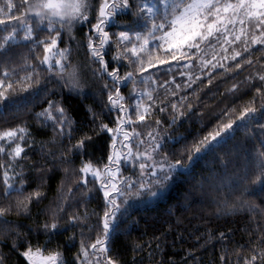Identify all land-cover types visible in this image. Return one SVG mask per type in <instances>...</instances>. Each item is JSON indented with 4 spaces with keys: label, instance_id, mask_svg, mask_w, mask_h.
I'll return each instance as SVG.
<instances>
[{
    "label": "snow or ice",
    "instance_id": "6c2138e0",
    "mask_svg": "<svg viewBox=\"0 0 264 264\" xmlns=\"http://www.w3.org/2000/svg\"><path fill=\"white\" fill-rule=\"evenodd\" d=\"M121 14H129L131 19L119 20ZM113 21L123 23L124 30L113 33L110 28ZM82 24L94 30L87 37L92 62L98 65L93 75L99 74L103 79L106 73L111 78L110 83L106 81L103 85L107 90L104 107L108 115L115 113L114 120L105 123L100 114L91 108L89 111L94 124L99 120L95 131L112 134V151L102 166L87 159L92 137L84 133L72 143L73 121L58 101L48 99L47 106L36 113L44 127L52 128L51 142L59 143L60 147L53 151L47 141H42L39 152L48 156L51 163L35 170L44 171L46 167L51 171L53 166H64L65 173L58 187V203L43 224L45 235L59 231L61 213L72 226L86 220L88 213L81 215L74 203H86L91 197L77 201L76 193L91 191L88 186L99 182L97 192L103 193V214L95 225L94 240L86 242L82 230L76 260L79 264H123L118 254L112 253L110 244L120 229L122 218L130 214L129 209L165 195L177 178L191 171L192 164L210 155L216 156L224 145L234 140L236 132L243 129L254 146L250 152L244 149L246 155L239 169L230 176L225 164L218 173L202 178V183L189 188L186 196L192 195L193 189L198 187L202 193L212 196L218 214L249 212L254 221L252 229H245L249 240L232 250L227 244L223 245L220 261L221 264H264V206L257 204L252 195L258 189L264 196V59H254L257 52L264 53V0H0V114L23 111L34 100L42 98V94L47 96V85L52 77L62 81L69 91L84 94L87 81L79 65L70 61V48L58 44L62 33L71 35ZM20 48L25 51H17ZM109 53L114 63L106 60ZM169 61H176L177 73L169 75L173 68ZM229 61L235 63L229 64ZM165 64L168 65L164 72L167 78L160 82L155 73L148 70ZM217 69L223 72L237 69L248 74L231 85L228 92L234 97L233 102L222 110L217 118L219 122L211 131L186 144L178 156L167 151L160 126L165 125L166 130L185 116L192 105L185 102L186 96L181 93L198 81L203 85L201 77L205 75L207 84H212V74ZM223 72L217 74L223 75ZM44 73L48 74V79L41 83ZM177 75L182 78L180 81ZM128 84L131 94L126 97L122 88ZM198 90L199 86L194 91ZM249 91L253 94L237 111V103ZM17 92L28 94L17 97ZM166 110H169L170 123L155 115ZM149 119L152 124H145L149 129L146 139L144 133L137 131L136 123ZM65 137L70 144L67 151L63 143ZM30 138V130L23 124L0 131V154L8 157L7 162L0 160L4 184L0 195L3 201L0 231L5 235L13 227L8 215H28L30 205L43 199L41 185L47 177H40L37 187L26 191L24 167L18 165L19 159L27 158L25 148L30 147ZM69 153L80 156L81 165L79 169L71 168L75 179L66 184L74 163ZM124 171L130 174L125 176ZM257 210L258 223L255 222ZM16 228L11 237L12 247L21 252L29 264H37L39 248L33 252L34 246L25 240L27 247L21 251V232L18 225ZM219 239L227 241L228 238L221 232ZM232 252L236 253L234 262ZM4 259L0 256V264H4ZM196 259L193 257L194 264ZM41 260L42 264H65L58 250Z\"/></svg>",
    "mask_w": 264,
    "mask_h": 264
},
{
    "label": "trees",
    "instance_id": "16d2710c",
    "mask_svg": "<svg viewBox=\"0 0 264 264\" xmlns=\"http://www.w3.org/2000/svg\"><path fill=\"white\" fill-rule=\"evenodd\" d=\"M118 19L126 21L131 17L129 14H121ZM93 22H95L94 19ZM110 28L115 33L124 30V25L113 21ZM89 32H94V30L90 29L88 24H82L77 26L71 35L62 33L61 40L58 42L60 47L67 46L70 48V61L79 65L80 72L87 81L83 95L69 91L67 87L63 86L62 81L52 77V82L47 85V96L42 94V98L34 100L23 111H5L4 114H0V131L15 127L18 124H23L30 130L31 138L28 140L30 147L25 148L27 158L18 160V165L22 164L24 167V176L27 181L24 185L26 191L35 189L40 182V177H47L46 182L41 185L43 199L39 203L33 202L30 205V214L7 216V219L13 222V227L7 235L0 231V256L5 258L4 264H29L21 252H17L12 247L13 240L11 237L17 231L16 225L19 226L21 232L19 237L21 251L27 247L23 243L27 240L34 246L33 251L39 248L44 254L49 255L50 252L58 250L65 264H79L76 257L80 249L82 230L86 242L95 239V225L102 217L104 206L103 193L102 191L97 192L99 182H96L94 186L91 184L88 186L91 191H85L83 194L76 193L77 201L91 197L87 199L86 203L82 202L79 205L74 203L76 211L81 215L87 212L88 218L77 226H72L67 222V216L61 213L63 220L59 231L46 236L43 224L50 218L55 204L58 203V187L62 177L65 176L64 166H53L51 171H48L46 167L44 171L35 170L46 163H51L48 156L41 155L39 152L42 141H47L48 148L53 151H58L60 147L59 143L51 142L54 135L52 128L50 126L44 127L36 117V113L47 106L48 99L61 103L66 109L67 115L72 119V127L75 129L72 143H75V140L84 133L91 135L87 159H91L94 163L102 166L103 163L107 162V156L112 151V134L106 131L97 133L95 127L99 120H96L94 124L92 112L89 111L91 108L100 114L105 123L115 118V113L108 115V109L104 107L107 103V90L104 89L103 85L106 81L110 83L111 78L107 77L106 73L103 79L100 78L99 74L93 75V71L98 65L92 62L90 50L87 48ZM17 51L23 52L25 50L20 48ZM40 52L42 54V48ZM257 58L264 59V53L257 52L254 59ZM237 59L239 60V58ZM106 60L114 63L111 53L106 56ZM17 62L19 63V61ZM169 63L173 65L169 75L177 73L179 69L175 67L176 61H169ZM228 63L233 64L235 62L229 61ZM167 67V64L156 65L155 69L148 71L155 73L159 81L162 82L163 79L167 78L164 75ZM156 69H159V72ZM123 70L124 66L122 65L121 72ZM218 72H223V69H217L213 72L212 84H207L208 76L205 75L201 77L204 81L203 85H200L198 81L192 88L181 93V95L186 96L185 102L191 103L192 107L185 116H181L176 123L167 127L166 130L165 125L160 126L159 130L164 136L167 151L178 156L183 152L186 144H191L194 139H198L207 131H211L219 122L217 118L221 116L222 110L226 106H231L233 102L234 97L228 92L231 85L242 81L248 74L247 71L237 69H233L232 72H223V75H218ZM236 72H239V75H235ZM47 79L48 74L44 73L41 83ZM176 79L180 81L182 78L177 75ZM198 86L199 90L194 91ZM159 91L162 92L163 90L160 89ZM122 92L126 97L129 96L131 85L124 86ZM27 94V92H17L15 95L24 97ZM252 94L249 91L237 103V111ZM169 98L171 99V97ZM168 112L169 110L163 113L156 112L155 115L170 123ZM146 123L152 124V120L137 121V131L146 135L149 130L145 127ZM205 125L208 127L206 128ZM110 126L112 125L110 124ZM168 136H171L172 139L169 140ZM247 137L248 134L243 129L237 131L234 140L224 145L216 156L210 155L192 164L191 171L187 175L177 178L165 195L157 200L136 204L130 208V214L122 218L119 231L112 237L110 244L112 253L118 254L123 264H194L193 257L197 258L195 264H221L220 256L223 252V245L227 244L229 250H232L237 244H245L250 238L249 232L245 229L250 230L254 227V221L249 212L240 210L218 214L216 203L210 194L202 193L198 187L193 189L192 195L186 196V192L193 185L202 183V178L218 173L225 164H227V171L230 176L234 170H238L243 164L244 155H246L244 149L247 148L250 152L254 146L252 139ZM56 140L59 141L60 137H56ZM63 143L67 151L70 147L67 137L64 138ZM69 157L74 163L68 173L71 178L65 181L66 184L72 183L75 179L72 177L71 168L79 169L81 165L80 156L69 153ZM0 160L7 162L8 157L5 154H0ZM127 167L131 169V165ZM129 174V171H124L125 176ZM240 174L242 175V172ZM88 179L91 180L92 178L89 177ZM73 187L75 188L74 184ZM3 188V169H0V195L3 193ZM252 195L257 204L264 206V196L260 195L258 189ZM2 203L3 201L0 200V204ZM255 222H260L258 210ZM90 227L93 230H89ZM221 232L228 238L227 241L219 239ZM134 249L136 250L134 251ZM231 260L233 262L236 260L235 252H232Z\"/></svg>",
    "mask_w": 264,
    "mask_h": 264
},
{
    "label": "rangeland",
    "instance_id": "374dc122",
    "mask_svg": "<svg viewBox=\"0 0 264 264\" xmlns=\"http://www.w3.org/2000/svg\"><path fill=\"white\" fill-rule=\"evenodd\" d=\"M145 138L147 139V136L145 135ZM143 147V146H142ZM89 177H91V175H89ZM88 177V178H89ZM92 178V177H91ZM151 201H154V200H151ZM147 202H150V201H145V202H143V203H147ZM138 204H142V203H138ZM36 250H34L33 252H35ZM48 255L47 254H44L41 250H39V253L37 254V257H36V259H37V264H42V260H41V258L42 257H47ZM29 263V262H28Z\"/></svg>",
    "mask_w": 264,
    "mask_h": 264
}]
</instances>
